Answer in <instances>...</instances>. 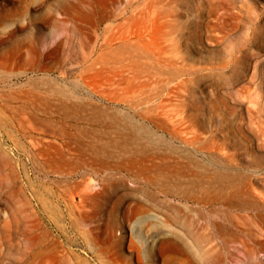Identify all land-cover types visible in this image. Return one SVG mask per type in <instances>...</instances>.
Listing matches in <instances>:
<instances>
[{"label": "rangeland", "instance_id": "rangeland-1", "mask_svg": "<svg viewBox=\"0 0 264 264\" xmlns=\"http://www.w3.org/2000/svg\"><path fill=\"white\" fill-rule=\"evenodd\" d=\"M129 2L0 0V264H264V0Z\"/></svg>", "mask_w": 264, "mask_h": 264}, {"label": "bare ground", "instance_id": "bare-ground-1", "mask_svg": "<svg viewBox=\"0 0 264 264\" xmlns=\"http://www.w3.org/2000/svg\"><path fill=\"white\" fill-rule=\"evenodd\" d=\"M138 1L139 0H130L129 3L131 5H133ZM160 1L162 2L164 0H160ZM166 1H167V3L165 5L168 4V1L174 2L175 0H166ZM149 4H150V2H149ZM134 10H137V14L140 13L141 15L143 12H145V10L143 8H140L139 5H136ZM163 10H161V11H159L158 9H156V11L154 10L152 18L160 19L165 24L164 26H165V28H167L166 31L164 32L165 35L177 33V37H190L193 39L196 37H201V32H200L201 23H200V21L193 19V15L194 16H196V15L200 16L202 14L200 9H199L198 4H196V6L194 7V6L188 5L186 3H184V4L181 3L179 9L178 8H169V9H166L165 12ZM151 11H152V9L149 11V13ZM183 12L188 13V16H189L188 19L189 20H187V21L180 20V16L183 15ZM145 16H147V15H145ZM173 46H175V45L173 44ZM166 61H169V63L176 64L178 69H179V74H181V76L186 75L187 73H189L191 75L196 70V67L194 66V64H192L191 62H187V57L184 54H181L179 56V60H177L174 57L173 59L172 58L166 59ZM184 81L185 80H183V82Z\"/></svg>", "mask_w": 264, "mask_h": 264}]
</instances>
